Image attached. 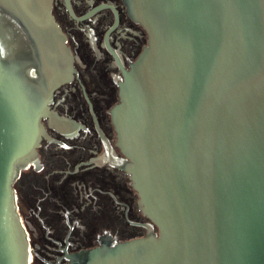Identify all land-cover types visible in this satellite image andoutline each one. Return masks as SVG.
<instances>
[{
  "label": "water",
  "instance_id": "1",
  "mask_svg": "<svg viewBox=\"0 0 264 264\" xmlns=\"http://www.w3.org/2000/svg\"><path fill=\"white\" fill-rule=\"evenodd\" d=\"M147 44L110 110L158 227L69 264H264V0H125ZM74 72L52 0H0V264H29L14 182Z\"/></svg>",
  "mask_w": 264,
  "mask_h": 264
},
{
  "label": "flooded vegetation",
  "instance_id": "2",
  "mask_svg": "<svg viewBox=\"0 0 264 264\" xmlns=\"http://www.w3.org/2000/svg\"><path fill=\"white\" fill-rule=\"evenodd\" d=\"M52 14L74 72L53 93V115L42 119L50 139H41L37 161L13 185L29 264H69L71 254L106 239L142 238L148 226L158 232L117 163L125 157L110 113L118 81L147 44V32L125 0H52Z\"/></svg>",
  "mask_w": 264,
  "mask_h": 264
}]
</instances>
